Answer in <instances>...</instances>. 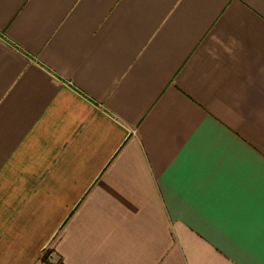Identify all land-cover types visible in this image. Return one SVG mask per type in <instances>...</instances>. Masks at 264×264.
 Wrapping results in <instances>:
<instances>
[{"label":"crops","instance_id":"crops-1","mask_svg":"<svg viewBox=\"0 0 264 264\" xmlns=\"http://www.w3.org/2000/svg\"><path fill=\"white\" fill-rule=\"evenodd\" d=\"M0 264H264V0H0Z\"/></svg>","mask_w":264,"mask_h":264}]
</instances>
